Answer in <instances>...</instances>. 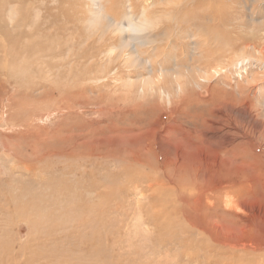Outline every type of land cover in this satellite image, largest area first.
<instances>
[{"label":"rangeland","instance_id":"obj_1","mask_svg":"<svg viewBox=\"0 0 264 264\" xmlns=\"http://www.w3.org/2000/svg\"><path fill=\"white\" fill-rule=\"evenodd\" d=\"M189 1L0 0L2 25L9 8L25 21L0 27L6 264H264V1ZM142 10L176 24L161 14L121 45L106 18ZM37 31L51 43H26ZM206 34L240 49L209 81ZM46 46L67 78L19 83L6 66L32 70Z\"/></svg>","mask_w":264,"mask_h":264},{"label":"bare ground","instance_id":"obj_2","mask_svg":"<svg viewBox=\"0 0 264 264\" xmlns=\"http://www.w3.org/2000/svg\"><path fill=\"white\" fill-rule=\"evenodd\" d=\"M180 1V3L182 4L183 2H182V0H179ZM185 2H187V0H184ZM198 0H190L188 3L189 4H194L195 2H197ZM261 1V0H260ZM262 1H264V0H262ZM179 3V4H180ZM187 4V3H186ZM183 5V4H182ZM181 5V6H182ZM180 5H178L177 6V8L179 7ZM187 6V5H186ZM185 7V6H184ZM146 9V8H145ZM148 9V8H147ZM12 11H14V9L13 8H9L8 9V12H6V18H7V21L8 22H6L5 21V23H3V25H2V23H1V21H0V27H3V26H5L6 28H9L10 30H14V29H16L17 31L20 29V27L22 26L23 27V23H24V25H25V21H21V23H18V24H16V25H18L17 27H15V25H14V27H10L9 26V24H10V22H11V19H12V15L14 14ZM143 11L144 10H142V12H141V14L138 16V19L136 20V21H132L131 19L129 20L128 18H130V17H127V19H126V21L124 22V21H117V22H112V21H109V19H107L106 18V20H107V22H108V25H110V27H112L113 29H115L116 31H118L119 33H121V32H125V33H127V36H123L122 38H121V41H120V44L121 45H123V46H129V44L127 45V43L129 42L128 41V39H133L135 36H136V34L137 33H139V32H141L142 31V29H146V27L149 25V24H152V25H155L156 24V21L155 20H157L156 18L157 17H159V16H161V14H165V16H169L170 17V19L171 20H173V24L176 22V18H175V16L174 15H172V14H174L173 13V11H168V12H162L161 13V11H156L155 13L153 12V18L151 17V19L150 18H148L147 16H145V13H143ZM95 12V11H94ZM94 12H92L91 11V13H92V15H90L88 18H86L85 20H83V23H84V26L86 27V25L87 26H90L91 25V23L92 22H96V20L98 19V17H96V14L94 13ZM98 12V11H97ZM175 12V11H174ZM177 12V11H176ZM195 12V11H194ZM156 13H157V15H156ZM179 14V13H178ZM183 14H188L189 15V12H183V13H181V15H183ZM98 16H99V14H98ZM126 16V15H125ZM157 16V17H156ZM186 16V15H185ZM68 18V17H67ZM187 18V17H186ZM41 19V18H40ZM43 19H45V17H43ZM150 19V20H149ZM2 20V19H1ZM64 20H66V19H64ZM70 20V19H69ZM135 20V19H134ZM3 21V20H2ZM169 22V21H168ZM160 24V23H159ZM176 24V23H175ZM43 27H45L46 26V21H44V23H43ZM108 25H107V30L109 29V27H108ZM151 26V25H150ZM172 26V25H171ZM160 27V26H159ZM204 27H202V29H203ZM198 29V28H197ZM106 30V31H107ZM171 30V29H170ZM179 30V29H178ZM21 31V30H20ZM105 31V32H106ZM145 31H147V30H145ZM144 31V32H145ZM173 31V30H172ZM104 32V33H105ZM38 31L36 32V33H32V32H30L29 33V36L28 35H26V40H27V42L26 43H34V44H36V42L34 41V40H31L30 41V35L31 36H36V37H38V39H40V36H38ZM124 33V34H125ZM146 33V32H145ZM169 34H171V33H169ZM178 34V33H177ZM146 35V34H145ZM162 35V34H161ZM207 35V34H206ZM58 36V35H57ZM147 36V35H146ZM42 37V39L44 40V41H48L49 43H51V40L49 39V38H47V37H44V36H41ZM139 37V36H138ZM207 37L208 38H206L204 41H207V42H209V46L211 47L210 49H211V52H212V54H211V58L212 59H214V60H216V64H215V66L213 67L212 66V72L210 73V74H208L207 75V78H206V80H210L211 79V77L210 76H213L214 75V73L219 69V71H221V69L224 67V65L226 64V65H229V63H233L234 61H236L235 60V58L238 56V54H239V50H236L235 49V46H234V44H233V46L231 45L234 41H231V39L230 40H228L227 42L225 41V42H223V37L221 36L220 37V34H216V35H213V36H209V35H207ZM60 37H56V40L53 38L52 39V41H56V44H60V42H58ZM146 39V38H145ZM162 39V38H161ZM42 40V41H43ZM58 40V41H57ZM135 41V40H134ZM230 41V42H229ZM211 42L213 43L212 45H211ZM149 43H151V42H149ZM219 44V43H223V45L221 46V47H219V46H216L215 44ZM144 43H142V42H140V44H138V45H143ZM131 45V44H130ZM134 45V44H133ZM207 46H208V43L206 44ZM47 48H46V50H44V51H42L41 49L39 50L40 52H42V55H39V56H33V57H35L36 58V63H34L35 64V67H34V69H32V67H31V69L32 70H30V69H28L27 67H25V68H21V69H18V70H15V71H13L14 70V68L12 67V66H6V68H9V72L11 73V74H13V75H15L16 77H17V79L19 80V83H20V79L21 78H23V76H25L26 75V73H27V71L29 70V72H30V76H25L24 77V79L26 78V80H27V85L28 84H31V85H33V86H36L37 84H46V82H42L41 81V79L42 80H47V79H49V74L52 72V69H53V79H54V81L52 82V84L51 85H57V83H55V82H57V80L58 79H60L61 78V74H64V78L66 79L67 78V67H68V65H69V62H66L65 61V63H64V59H62V57L63 56H51V58L52 59H54L55 58V60L53 61V62H46V60H45V58L46 57H48V55L46 54V53H48V46H46ZM129 48V47H128ZM243 48V47H242ZM241 48V49H242ZM131 49V48H130ZM132 50H134V49H132ZM243 52H245V48H243ZM240 55V54H239ZM22 59H24V58H22ZM26 60V59H25ZM83 60H84V65H83V67H82V77H81V79H82V81H84V80H87L88 78H90V71L88 72V67H89V64H88V62L90 61V60H92V55H89V54H87V53H84L83 54ZM22 62V61H21ZM38 62V63H37ZM29 63V66H31L32 64H33V62L32 61H29L28 62ZM23 64V63H22ZM28 66V67H29ZM19 67V66H18ZM44 68H49V69H47V70H43ZM52 68V69H51ZM35 72H34V71ZM161 71H162V69H161ZM80 73L81 72H79V75H80ZM160 73V72H159ZM31 74H34L35 76H32ZM73 77V76H72ZM80 77V76H79ZM20 78V79H19ZM29 79V80H28ZM71 79V78H70ZM70 79H69V82H70ZM23 80V79H22ZM72 81H74V80H72ZM22 82L23 81H21V84H22ZM61 82H62V80H61ZM48 84V83H47ZM62 83H60V85H61ZM72 84V83H71ZM23 85V84H22ZM26 85V86H27ZM43 85H41V86H43ZM50 85V86H51ZM70 85V84H69ZM24 86V85H23ZM49 86V85H48ZM47 86V87H48ZM66 86V85H65ZM57 87H59V85H57ZM28 88H29V86H28ZM61 88H63V87H61ZM49 89V88H48ZM51 90H53L52 88H51ZM50 90V91H51ZM59 92L60 93H66V94H69V92L68 91H65L64 92V90H62V89H60L59 90ZM51 93V92H50ZM49 93V94H50ZM54 93V92H53ZM48 96V95H47ZM8 174V173H7ZM12 175H10V180H11V182L13 181H16V179L14 178V177H11ZM192 191V190H191ZM6 193V192H5ZM7 195V194H6ZM21 197H22V195H21ZM3 198V197H2ZM6 198H7V202L9 201V199H10V197L9 196H6ZM1 200V199H0ZM10 203V202H9ZM9 203H7V204H9ZM8 223V222H7ZM2 241V248H1V253H4L5 251H7V250H5V249H3L4 248V246H7L6 245V240L3 238V240H1ZM8 248V247H7ZM2 255V254H1ZM5 258V257H4ZM1 259V262L0 263H2V264H6V262H7V260H4V259H2V257L0 258Z\"/></svg>","mask_w":264,"mask_h":264}]
</instances>
